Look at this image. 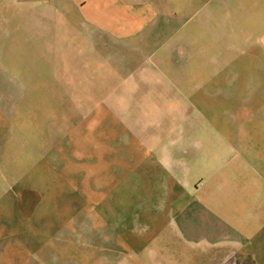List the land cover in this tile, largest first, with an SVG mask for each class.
<instances>
[{
    "label": "rangeland",
    "instance_id": "obj_1",
    "mask_svg": "<svg viewBox=\"0 0 264 264\" xmlns=\"http://www.w3.org/2000/svg\"><path fill=\"white\" fill-rule=\"evenodd\" d=\"M75 28L0 0V264H205L174 238V196L161 187L208 172L229 192V225L264 221V68L244 90L260 100L240 117L221 112L241 105L242 85H210L209 53L182 52L174 67L142 52L152 79L140 83L62 82L52 45L85 46ZM122 85L126 98L78 94ZM255 242L264 264V227Z\"/></svg>",
    "mask_w": 264,
    "mask_h": 264
},
{
    "label": "crops",
    "instance_id": "obj_2",
    "mask_svg": "<svg viewBox=\"0 0 264 264\" xmlns=\"http://www.w3.org/2000/svg\"><path fill=\"white\" fill-rule=\"evenodd\" d=\"M4 1L20 4L21 13L49 15L56 28L68 30L75 26L78 36L87 42L78 47L52 45L55 52L63 53V61L55 58L52 65L65 68L62 82L86 83L89 79L98 84H129L137 78L140 83L152 79L144 69L145 61L139 58L142 52L157 50L158 62L174 67L181 64L180 53H189V59L195 60L203 52L209 53L210 85H242L237 86L235 94L241 105L236 109L222 108L223 115L240 117L246 107L254 103L257 106L260 100L257 94L251 96L244 90L245 84H260L262 80L256 77L264 68V0ZM189 19L196 20L189 23ZM200 36H209V47L199 44ZM70 51L81 58L85 55L82 62H70ZM130 91L131 86L122 85L116 91L109 87L104 92L78 94L81 98L118 99L126 98ZM249 109L252 118L262 115L260 107ZM238 124L239 120V127ZM157 147L164 149V167L170 153L165 151L166 146ZM206 147L209 150V145ZM215 178L208 172L186 180L182 188L179 184H163V194L174 196L170 209L174 238L194 251L202 250L199 253L206 255L205 264H261L256 247L251 250L249 244L256 243L255 236L264 227V221H258L253 230L229 225L219 214L227 211L229 192L215 183ZM165 205L163 201L161 209Z\"/></svg>",
    "mask_w": 264,
    "mask_h": 264
}]
</instances>
